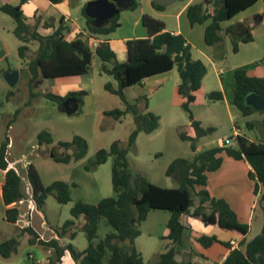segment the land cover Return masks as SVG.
<instances>
[{
	"label": "trees",
	"instance_id": "trees-1",
	"mask_svg": "<svg viewBox=\"0 0 264 264\" xmlns=\"http://www.w3.org/2000/svg\"><path fill=\"white\" fill-rule=\"evenodd\" d=\"M49 1L57 4L64 0ZM131 2L130 8L135 9V0ZM256 2L258 0H209L207 4L201 1L188 7L187 17L191 26L208 23L204 39L208 46H214L222 41V22L232 19ZM152 6L157 11L166 10V7L159 6L154 1ZM85 7L82 14L86 18L90 37L109 36L121 26L119 15L104 25H99L95 20L86 16ZM0 11L9 15L16 23L14 34L24 43L19 49L22 58L27 56L28 44H38V49L29 63L32 74L30 80L31 98L35 96L32 89L39 78L82 77L88 74L93 57L96 55L104 63L103 72L112 76L118 84L117 87H114L111 83H107L105 89L119 96L126 104L125 110L116 109L105 112V115L118 120L129 113L135 117L137 127L131 134L128 143L129 148H132L140 133L151 134L159 128L161 118L152 112H140L136 103L128 102L125 95L126 89L141 85L147 78L168 73L177 68L181 79L180 94L184 95L183 91L189 90V94L184 95L186 102L183 103L182 108L189 113L192 126L197 132V139L182 135L184 140L193 141L191 146L193 157L174 160L166 171V175L178 183L175 188L154 185L142 174H137L133 179L129 171V150L123 148L118 141L111 145L110 150L102 149L97 153L93 168L107 163L111 156L114 157L112 167L114 196L104 198L96 205L80 201L72 208L71 214L74 218L85 216L88 221L83 230L87 234L89 243L82 251L76 250L72 244L63 246L60 243V239L67 234L73 221L66 222L61 232L55 231L57 238L49 240L43 239L33 227V210L41 209L51 193L56 194L59 203H69L71 201V185L57 181L44 187L37 170L31 165L29 180L31 198L34 203L27 216L28 224L21 229L18 237L10 238L0 244L2 257L11 258L20 246V237L29 234L31 244H38L55 252V259L51 264H62L67 253L75 264H125L126 262L145 264L142 254L135 248L134 243L141 236L140 227L147 220L150 211L161 210L167 211L171 215L167 225L169 235L165 237L170 243L167 245L166 251L160 255L157 264H179L177 257L181 253L184 235L188 230L182 220L185 215H189L207 226H215L242 238L240 245L234 249L231 244L223 243L216 237L202 236L200 238L204 247L210 248L218 243L230 250L229 255L221 264H264V225L261 234L247 242L249 225L240 222L237 214L225 200L211 197L206 190L208 175L220 169L222 166L220 154L225 152L229 157L235 160H245L251 166L249 178L254 182L255 195H258L260 186L264 188V143L251 142L248 137L242 135L237 137L234 147L216 146L206 151L197 152L195 142L198 141L202 130L201 123L194 119L191 112V104L195 101L194 93L202 86L203 78L207 74V67L202 61L192 57L190 46L183 35H175L167 31L163 21L150 15H144L142 23L147 30L148 37L128 40L126 42L127 60L120 62L109 43H99L98 47L93 50L84 35H80L75 40H68L66 34L68 28L65 27L64 22L51 35H42L38 32L39 22L35 25L30 24L20 5L5 3L0 6ZM251 40L252 36L249 35L243 39V42L247 43ZM236 47L237 45H235V50ZM107 63L112 64V67H108ZM235 79L233 104L244 116H250L254 114V111L244 104L245 97L250 92L264 96V78L250 75L247 70L242 69L236 71ZM85 95H88L87 91L70 92L66 96L47 93L45 97L58 106L69 98H75L79 103L80 110L84 104L82 96ZM208 97L211 101L223 100L221 92L211 93ZM148 107L146 105L147 109ZM19 113L18 110L14 114L9 121L8 128L17 120ZM262 118L264 121V114ZM247 127L250 130L257 129L254 122H248ZM38 139L41 146L53 143L52 135L47 131L41 132ZM60 145L66 149H73L74 153L62 158L54 157L58 163L68 164L72 160L80 161L86 157L88 152L87 141L80 136L70 142H61ZM10 147L11 139L7 136L0 145V170L4 173V182L0 184V187L5 206L4 219L9 224L18 225L22 216L17 204L25 202L26 197L21 189V176L8 159ZM86 169L90 170V167H86ZM72 186L76 187V184ZM261 200L264 202V194ZM102 218L106 219L107 225L113 228L114 232L107 234L104 239L95 243L94 240L97 237ZM74 236L75 233L72 234V237ZM187 264L196 263L189 261Z\"/></svg>",
	"mask_w": 264,
	"mask_h": 264
},
{
	"label": "rangeland",
	"instance_id": "rangeland-1",
	"mask_svg": "<svg viewBox=\"0 0 264 264\" xmlns=\"http://www.w3.org/2000/svg\"><path fill=\"white\" fill-rule=\"evenodd\" d=\"M89 1L93 0H69L68 3L76 15L79 9L84 8ZM153 1L135 0V9L123 8L119 13L121 26L109 37L135 39L137 36H147V30L142 23L144 15L163 20L169 29H174L178 22L175 14L189 0L177 1L167 6L162 12L154 10ZM206 1L202 0V2ZM17 3L18 0L13 2L14 5ZM3 4L4 0H1L0 6ZM260 5L262 3L255 9H258ZM80 22H86L83 15L80 16ZM15 28L16 23L13 18L0 11V145L7 136L10 137L11 147L8 159L21 176V189L26 201L17 204L21 211V222L18 225L7 223L4 219L5 206L0 187V244L10 238L18 237L21 229L28 224L27 216L34 203L31 198L29 180V167L32 165L37 170L44 187L57 181L71 185L69 203H59L56 194L51 193L41 209L33 210V227L43 239L49 240L57 237L55 231L61 232L66 222L73 221V225L62 237L61 242L64 245L72 244L76 250L82 251L89 243L87 234L83 230L88 221L85 216L74 218L71 214L72 208L80 201L96 205L102 199L114 196L112 183L114 157L111 156L105 164L92 167L100 150H110L111 145L118 141L123 148L129 150V171L133 179L137 174H142L154 185L163 188L178 186L173 178L166 175V171L174 160L191 159L194 155L191 148L193 141L182 138L183 134L189 136L195 134L190 115L182 108L186 98L178 94L175 89L178 78L173 77L178 75L177 69L172 76L159 78L163 81V85L155 90L151 88L152 83L147 84L146 88L137 85L126 89L125 95L128 102L136 103L140 112H152L161 118L160 126L155 132L140 133L135 146L129 148V138L137 127L135 117L129 113L118 120L105 115L108 111L125 110L126 104L119 96L105 89L107 83H111L114 87L118 84L112 76L103 72L104 63L94 55L88 74L82 77L39 78L32 89L35 96L31 98L32 74L29 63L38 49V44H29L27 56L22 58L19 49L24 43L15 36ZM203 29V26H196L194 30L190 32L189 29L188 32L195 47L211 49L205 44ZM2 53L4 55H1ZM116 54L120 61V49L116 50ZM123 55L121 60H127L125 52ZM106 65L112 67L110 63ZM209 66L208 63V68ZM10 71H18L20 74L19 81L14 87L5 79V75ZM258 74L263 75L264 68L259 70ZM218 79V75L210 67L207 78L210 86L206 85L197 94V100L191 106L193 116L201 123L202 133L195 142L201 151H206L211 146H222L227 138L235 136V130L248 138H256L259 135L256 130H250L247 124L258 122L261 114L244 116L238 108L228 105L225 101L209 99L208 94L213 92ZM164 80L167 81L164 82ZM65 88L68 89L65 90ZM67 90L74 92L87 90L88 92V95L82 96L83 106L73 115L61 112L58 104L45 97L47 93L65 96ZM146 105L149 106L148 109ZM18 110L20 114L17 120L8 128L9 121ZM43 131L52 135V144L42 146L39 144L38 135ZM77 136L87 141L86 157L80 161L72 160L68 164L56 162L54 157L62 158L74 153L73 149H66L60 143L70 142ZM86 167H90V170ZM3 182L4 173L0 170V184ZM73 184H76V187H73ZM170 216L167 211L152 210L147 220L142 223L140 227L142 234L135 240L134 246L142 254L145 264H157L160 255L166 251L170 241L164 236ZM111 232H114L113 228L107 225L105 218H102L95 243ZM73 233H75L74 237H72ZM253 233L251 236L255 235V231ZM201 237L198 231L185 232L180 256L182 264H186L191 258L197 264H214L222 261L227 252L226 247L220 244H214L210 248L204 247L200 242ZM30 238L29 234L21 236L17 252L9 259L0 255V264H50L48 258L55 259V252L38 244H31ZM64 262L69 264L68 260Z\"/></svg>",
	"mask_w": 264,
	"mask_h": 264
},
{
	"label": "crops",
	"instance_id": "crops-1",
	"mask_svg": "<svg viewBox=\"0 0 264 264\" xmlns=\"http://www.w3.org/2000/svg\"><path fill=\"white\" fill-rule=\"evenodd\" d=\"M14 1L16 0H4V4L11 3L12 5H14ZM201 1L202 0H189L183 7L178 10L177 14H175L178 19L176 28L169 29L165 21H161L166 24L167 31L175 35H183L187 41V44L190 46L192 57L195 60L202 61L207 67V74L203 78L201 88L194 93L195 101L191 104V106L196 102L197 94L201 90H203L206 85L210 84L207 81L208 75L210 74V67L211 69H213L214 72H216L219 77L217 85L214 86V90L211 93L221 92L223 95L222 101H225L228 105L234 106L233 101L236 88L235 73L237 70H247L250 75L264 78V74H258V71L261 69L263 70L264 68V0H258V2H256L254 5L238 13L232 19L222 22V41L214 46H209L211 49H208L206 47L199 49L197 48V46L195 47L188 32L189 29L190 32L194 30L196 26H203V36L205 34V29L208 23L203 25L197 24L195 26H191L187 17L188 7L194 3H199ZM68 2L69 0H64L61 3L54 4L49 0H18V3L15 4V6H21L22 11L30 24L35 25L39 22L38 32L42 35H51L61 25V23L64 22L65 27L68 28V31L66 32L68 40H75L80 35H84L89 42V46L91 45L93 40H96L98 43L106 42L109 43L111 49L115 53L116 50L120 49L121 59H123L124 57V52L127 57L126 42L128 40L133 39L132 37H127L124 39L110 38L109 36H111L113 33L109 36L104 37H90L87 31V23L80 22V16L83 15V8L79 9V12L74 15ZM261 3L262 5H260L258 9H255ZM67 19H69V21H67ZM249 35L252 36V40L247 43L243 42V39H245ZM146 37H148V34L147 36H137L135 39ZM235 45H237L236 50ZM121 59L120 62L126 61ZM208 63L210 65L209 68ZM219 65L222 67H220ZM176 69L177 68H174L168 73L147 78L139 86H144V88H146L145 86L147 84L152 83L151 88L155 90L156 88H159L163 85V81H161V79L159 78H161L162 76H172ZM177 74L178 75H174L175 77L173 78H178L176 80L175 89L176 92L180 94L179 88L181 85V79L179 72ZM76 78L78 77L59 79ZM165 81L167 80H164V82ZM66 89L68 88H65V90ZM70 92L74 91L67 90L65 92V96ZM262 116L263 115L261 114V117L258 121H263ZM194 119L197 121L195 117ZM256 131L258 132L257 129ZM238 132L239 135L242 136V133H240V131ZM189 137L197 139L196 130L194 136ZM249 139L251 142L263 143L260 135H258L256 138L254 137ZM213 147L214 146H211L210 148ZM219 147H221V145H219ZM197 152L202 151L201 149L197 148ZM220 157L222 158V166L217 172L208 175V185L206 187V190L209 192L211 197L225 200L230 205L232 210L237 214L240 222L249 225V233L246 236V240L247 242H249L253 240L256 236L261 234L263 230L264 202H262L261 198L264 194V188L260 186L259 194L255 195L254 182L249 178V171L251 170V166L245 160H235L234 158L229 157L225 152L220 154ZM259 208L260 211H258ZM182 220L183 223L188 227V230L198 231L201 233L202 236L216 237L219 241L229 244L231 241H234L237 243L238 246L242 241V238L237 236L236 234L222 231L215 226H207L202 222L193 219L189 215H185ZM253 231H255V235L251 236V234H254ZM168 235L169 229L167 228L164 237H167ZM60 243L63 246H66L61 242V239ZM237 247H232V249ZM226 249L227 252L223 256L222 261L220 263L214 264H221L225 260V258L230 253V250L227 247ZM180 256L181 253L177 257V261L179 264H182L183 261L180 259ZM48 259L50 261V264L54 261L53 258ZM64 260H68L69 264H75V262L68 253L64 256L62 264H65ZM192 260L193 259L191 258L186 262V264Z\"/></svg>",
	"mask_w": 264,
	"mask_h": 264
},
{
	"label": "water",
	"instance_id": "water-1",
	"mask_svg": "<svg viewBox=\"0 0 264 264\" xmlns=\"http://www.w3.org/2000/svg\"><path fill=\"white\" fill-rule=\"evenodd\" d=\"M132 1V0H131ZM127 2V0H93L89 1L85 7V14L88 18L95 20L99 25H104L115 19L119 13L120 9L130 8L132 2ZM177 1L184 0H154V2L162 7H167ZM209 0L206 1L208 4ZM1 55H4L2 53ZM6 81L12 86H16L19 81V72L10 71L5 75ZM184 95L189 94V90L185 89L183 91ZM244 104L251 107L254 113L264 114V96L256 93L250 92L246 95ZM79 103L75 98H69L64 101L60 106L59 110L61 112L67 113L68 115H73L79 111ZM255 126L259 132L262 142L264 143V121H258ZM125 264H132L126 262Z\"/></svg>",
	"mask_w": 264,
	"mask_h": 264
},
{
	"label": "built area",
	"instance_id": "built-area-1",
	"mask_svg": "<svg viewBox=\"0 0 264 264\" xmlns=\"http://www.w3.org/2000/svg\"><path fill=\"white\" fill-rule=\"evenodd\" d=\"M67 21H69V19H67ZM99 43L96 41V40H93L90 47L95 50L97 47H98ZM240 136L239 135V132L238 130H235V136L233 137H230L228 139H226L224 142H223V146L224 147H234L236 145V141H237V137ZM231 246L232 247H237V243L234 242V241H231L230 242Z\"/></svg>",
	"mask_w": 264,
	"mask_h": 264
},
{
	"label": "flooded vegetation",
	"instance_id": "flooded-vegetation-1",
	"mask_svg": "<svg viewBox=\"0 0 264 264\" xmlns=\"http://www.w3.org/2000/svg\"><path fill=\"white\" fill-rule=\"evenodd\" d=\"M131 0H127V2L129 3Z\"/></svg>",
	"mask_w": 264,
	"mask_h": 264
}]
</instances>
